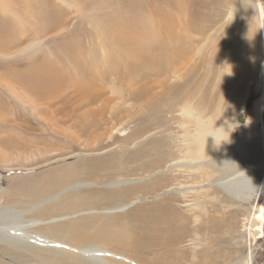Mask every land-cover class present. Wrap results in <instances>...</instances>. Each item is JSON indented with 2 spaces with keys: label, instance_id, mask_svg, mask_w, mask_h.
<instances>
[{
  "label": "rangeland",
  "instance_id": "374dc122",
  "mask_svg": "<svg viewBox=\"0 0 264 264\" xmlns=\"http://www.w3.org/2000/svg\"><path fill=\"white\" fill-rule=\"evenodd\" d=\"M163 1L0 0V207L24 209L23 220H35L30 235L41 232L54 246L23 254L0 247V264H90L79 256L89 242L105 251L91 264H202L209 247L223 259L232 254L235 260L247 258L244 264H264V219L262 233L255 230L264 202V158L252 173L262 189L250 202L232 201L217 188V173L208 166L217 157L186 156L184 138L187 131L192 142L198 127L215 126L234 100L244 106L232 136L237 139L246 124L245 130L264 131V0H175L186 16L169 26L177 39L166 55L176 60L178 77L171 74L158 88L152 67L161 61L160 51L149 48L144 67L133 68L113 21L152 17L160 3L174 13L173 0L166 6ZM37 70L57 80V89L43 99L23 84ZM94 95L100 99L90 102ZM258 105L263 112L254 123ZM189 109L193 117L185 115ZM95 169L120 181L117 192L132 205L113 215H66L63 208L77 206L75 197L111 191L107 178L95 180ZM74 181L88 182L90 189L61 193ZM167 209L187 220H179L182 240L153 238L156 224L142 216ZM47 219L59 224L52 228L43 223ZM220 221L221 232L207 228ZM49 227L63 233V240L48 234ZM72 230L83 238L74 239ZM145 230L153 239L126 247L94 239L102 231L136 236Z\"/></svg>",
  "mask_w": 264,
  "mask_h": 264
},
{
  "label": "bare ground",
  "instance_id": "6f19581e",
  "mask_svg": "<svg viewBox=\"0 0 264 264\" xmlns=\"http://www.w3.org/2000/svg\"><path fill=\"white\" fill-rule=\"evenodd\" d=\"M163 2L165 6L166 4H168L166 0ZM174 2L175 0H173V4ZM191 5L194 6L195 4L194 5L191 4ZM162 6H164L162 5V3L157 4L156 9L151 11L153 12L152 17L144 13L143 15L138 16V18L136 19L134 23L126 20L124 17H120L118 21H113L114 28L117 31L119 47L126 49L130 53V56H131L130 58L132 60L133 68L140 67V66L144 67V65L146 64V60L149 58L148 57V53H150L149 48L153 47L156 50L160 51L159 54L157 55H159L161 61H159L158 63L155 61V64H153V67H152L153 68L152 72L154 71L155 73L154 77L156 78V86H158V88H162L165 85H167L166 83L169 80L168 77L171 74L174 77H178L177 70L174 69L176 60L170 59L166 55V52H167L166 49L169 48L168 46L169 44H172V42H174L177 39L175 36L177 34H174L173 29L169 26L180 23L181 20H183L184 22V19H185V18L184 19L182 18V15L184 16V14H181V13H184V10H182L183 7L180 9V6H179L178 8L177 7L178 4L176 7L174 4V7H173V9H175L174 13L166 12L167 9L166 8L164 9ZM138 9L140 8L138 7ZM185 16H186V13H185ZM116 22H118L117 27H116ZM183 24H187V23H183ZM53 26H58V25L56 24ZM118 30H120V34H118L119 33ZM262 33H263L262 35L264 36V31H262ZM183 38H185L184 34H183ZM183 44L182 45L177 44V45L182 47L184 46ZM173 51H175V49ZM135 57H138L137 61H135ZM263 57H264V54H263ZM39 70H37L36 72L34 71L33 74L31 73V76H29L28 74V77L25 80V83L23 84H25V86L27 87L26 89L32 95H35L40 99H43L45 98V96L49 95L50 93H52L54 90L57 89V80L52 76L51 72L49 73L47 71H43V70L39 71ZM257 71H259V66L257 67L255 72ZM260 71L264 72V64L261 65ZM94 96L95 97H92L90 99V102H95V100L99 98L96 95ZM243 106H244L243 100L242 101L239 100L236 103H235V100L231 101V103L224 109V111L220 115V118L215 126L209 125V126H206V128L202 126L198 127L196 129V132H195L196 135L194 136L192 142H191V139L187 140L188 138L187 131L184 132V138H186L187 142L189 141V143H187L186 145H188L187 148L191 150V151L189 150L186 151V156L194 157L192 159H197V158L206 159V158H216L217 157L216 159H213L210 161V163H208V166L212 169V172L217 173V178L215 179V182L217 183V188L220 189L225 194L226 197L228 196V199L232 201H239V202L247 203L248 201L250 202L251 198L255 197L257 193L262 189V186H260V183L257 182L253 178L252 173L257 171L258 166H262V160L264 158V131L260 129H255V130L246 129L245 130V128H247L246 127L247 124H246L245 126H242L244 127V131L240 134V136L237 139L232 136L233 132L231 130V126L235 124V119L238 116V114L241 112V108ZM262 112H263L262 107L258 105L255 109V117L252 119L254 123L257 120H260ZM203 113L204 112L202 111L199 112L198 114H201V115H198V117L200 118L205 117ZM185 115L193 117V110L189 109L185 111ZM95 127L97 128V126ZM219 127L220 128L222 127L223 130L222 131L220 129L218 130ZM208 135H212L215 138L211 136L207 137ZM190 142L194 143V145L192 146L189 145L191 144ZM139 155L137 156V158L139 157ZM135 157L132 160V162H135ZM192 159H189V160H192ZM137 169L138 167H135V169L134 168L131 169V172L136 171ZM95 172L97 173V176L94 175V178L96 181H100L104 178H107L109 180L105 187L106 189L111 190L108 192L109 194H107L106 192L105 193L97 192V194L89 192L88 195L81 196L80 198L79 196L75 197L76 198L75 204H77V206L74 204L73 205L70 204V205H67L65 208H63L64 211L66 210V212L67 211L69 212V214H66V215L71 216V215H75L77 213H83V212H85V214L83 213V215L85 216L91 215V214H97L98 212L104 215H113L116 213L125 212V210L132 205V203L126 204L127 202H123L124 196L122 195V193L117 192V190H119L122 187L121 186L122 184L120 181L114 180V178H111V175L109 173H98V169H95ZM120 172H125V171L122 168L120 169ZM89 184L90 183L85 182V181H74V183L66 186L64 190H62L61 193L67 194L68 192H78L84 189L87 190V189H90ZM51 198L53 197L50 196L44 201L48 203L50 202L49 199ZM118 200L120 202H118ZM101 204H109L112 206L104 208V209H100V210L93 208L95 210L88 209L85 211H81L84 209L79 210L77 208L79 206L92 207V206H99ZM23 210H16L15 207H9V206L0 207V247H3L4 249H8L11 251H15L21 254L26 253L27 250L30 251V250L41 249V248L43 249L53 248L54 246L52 247V245L48 243V238L45 235H43L41 232H35L30 235V232H32V230L35 229L34 228L35 220L33 219L23 220L22 216L23 214H25ZM167 210L168 212L163 211V210L161 211L157 210L153 212L151 215L149 214V216H148V213H145V212L144 214L142 213L141 214L143 217H147V218L149 217L150 220H154V224H156V226L154 225V230L152 229L154 232L153 238L155 237L159 238L160 237L159 235L161 236L166 235L168 236L166 237V239L171 240V237L173 235H178L177 241L182 240L183 232L185 234L183 226L181 228L182 223L179 222V220L181 221L182 219H177L176 216L173 215L172 210L170 209H167ZM257 214L258 215L255 218L258 220V226L255 230H258V233H262L261 231L262 227L260 226L261 225L260 222L264 219L263 218L264 217V202L257 209ZM36 221H39V220H36ZM45 221L47 222H43V223L50 225V227L52 226V228L55 225L59 224L57 223V221H55V219H52L51 221L50 220L48 221L47 219ZM186 221L187 220L183 222L186 223ZM213 223L212 222L209 223L207 228L211 231L216 230V233L221 232L222 227H223L221 224L222 221L217 222L216 224L215 223L213 224ZM163 225H166L165 230L162 227ZM50 227L47 230L45 229L48 232V234L49 233L51 235L53 234V237L55 236L56 238H58V240H63V236H62L63 233L62 234L55 233V232L53 233L51 231L52 228ZM229 227H230L229 231L233 232L235 227L234 228L231 226ZM145 231L146 232L144 233L142 232L143 234L141 235L138 234L136 236L135 235L129 236L126 234L124 235L123 233L122 234H119V233L112 234L110 232L105 233V231H102L101 233L97 234L94 237V239L95 241L104 242V244L106 245L116 244L118 246L126 247L132 244H135V241H137L138 239L152 238L150 236V231L148 230H145ZM72 236L74 237V239H77V240L83 238L80 235V233H77L76 231H73V230H72ZM92 241L93 240H91V242ZM211 242L216 243L214 239H211L209 243ZM89 243L85 245L83 248H79L80 254H81L79 255L81 256L80 260L84 263H90V264L97 263L100 257L104 255L105 251L102 250L101 247L96 246L93 243H90V244ZM218 253H219V250L213 251L211 250V247H209L206 257L203 259V263L202 262L201 263L202 264H223L224 262H226V264H244L246 263V260L248 261L247 258L242 259L240 261L235 260L232 257V254L224 255L225 259H223L222 256L220 257L218 256Z\"/></svg>",
  "mask_w": 264,
  "mask_h": 264
},
{
  "label": "clouds",
  "instance_id": "9594fccd",
  "mask_svg": "<svg viewBox=\"0 0 264 264\" xmlns=\"http://www.w3.org/2000/svg\"><path fill=\"white\" fill-rule=\"evenodd\" d=\"M209 136L214 137V136H212V135H208L207 137H209ZM214 138H215V137H214Z\"/></svg>",
  "mask_w": 264,
  "mask_h": 264
}]
</instances>
